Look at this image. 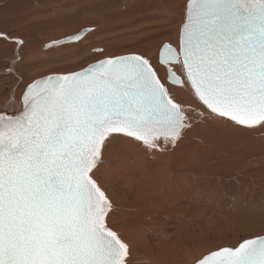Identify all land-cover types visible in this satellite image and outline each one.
Segmentation results:
<instances>
[{"label": "snow or ice", "instance_id": "6c2138e0", "mask_svg": "<svg viewBox=\"0 0 264 264\" xmlns=\"http://www.w3.org/2000/svg\"><path fill=\"white\" fill-rule=\"evenodd\" d=\"M179 9L176 40L156 57L94 48L86 66L30 82L18 74L26 40L0 31L14 52L0 95V264H131L100 179L109 146L167 152L200 128L264 129V0H183ZM227 198L264 211V194ZM209 241L192 264H264V220Z\"/></svg>", "mask_w": 264, "mask_h": 264}, {"label": "rangeland", "instance_id": "374dc122", "mask_svg": "<svg viewBox=\"0 0 264 264\" xmlns=\"http://www.w3.org/2000/svg\"><path fill=\"white\" fill-rule=\"evenodd\" d=\"M182 4L183 0H0V31L26 40L18 74L30 82L54 72L86 66L98 58L94 48L119 55L150 43L149 46L157 51L160 42L177 36ZM82 28L95 31L79 42L42 49L48 42L66 38ZM13 57L11 45L0 41V95L4 93L5 83L13 79L3 74L4 65ZM187 139L191 143L178 147V156H173L175 161L183 160L188 168V180L185 179V186L180 187L178 203L172 207L174 211L166 208L152 212L159 222L154 229L147 228L142 233L149 239L203 245L198 255L211 243L210 236L215 242H224L228 233L264 220V211L259 207H244L241 202L227 198L235 195L259 203L264 194V129L229 130L221 134H204L197 129L190 132ZM121 153H112L108 159L116 160ZM239 171L244 173L239 182L220 179ZM191 202L201 206L190 209L187 204ZM167 230L170 233L165 236ZM143 256L139 255L135 264H142Z\"/></svg>", "mask_w": 264, "mask_h": 264}, {"label": "bare ground", "instance_id": "6f19581e", "mask_svg": "<svg viewBox=\"0 0 264 264\" xmlns=\"http://www.w3.org/2000/svg\"><path fill=\"white\" fill-rule=\"evenodd\" d=\"M175 40L176 36H173L162 42H175ZM162 42L158 44L157 51L150 47L149 43L135 48V51H133L134 49L125 50L119 55H125L129 52H143L146 55L156 57ZM56 47L58 48L59 46ZM200 130L204 134L208 132L221 134L224 131L212 128H200ZM189 134L179 142L178 146L167 152L154 151L146 153L136 144L120 140L110 145L105 153V159L109 163L102 168L100 179L103 183L111 186L110 195L116 207V211L111 218V224L130 242L132 249L131 264L136 263L139 255H144L142 264H192L193 260L191 258L197 255L200 250L199 247L203 246L195 244V246H190L191 244H182L181 242L178 244L170 242V239H164V241L158 238L149 239L142 233L147 228H153L159 222V218L152 212L174 208L178 203L177 198L180 193V187L185 186V179L188 180V177L186 178L188 174L186 170L188 168L183 160L175 161L173 156H178V147L191 143L187 139ZM121 151L122 153L117 156L116 160L110 161L108 159L110 154ZM168 160L172 161V164H169ZM190 171L192 172V170ZM187 191L189 192V190ZM182 199L185 200L184 198ZM189 205L188 203L187 206L190 208ZM173 208L172 210L174 211ZM157 232L160 233L161 229H157ZM169 233L170 231L167 230L165 236L169 235ZM147 258L151 259L148 260Z\"/></svg>", "mask_w": 264, "mask_h": 264}, {"label": "water", "instance_id": "95a60500", "mask_svg": "<svg viewBox=\"0 0 264 264\" xmlns=\"http://www.w3.org/2000/svg\"><path fill=\"white\" fill-rule=\"evenodd\" d=\"M86 29H88V28H86ZM63 39V38H62ZM53 41H56V40H53ZM53 41H50V42H48L45 46H43V50H46V49H49V48H51V47H56V46H54L53 44H52V42ZM73 43V42H72Z\"/></svg>", "mask_w": 264, "mask_h": 264}]
</instances>
